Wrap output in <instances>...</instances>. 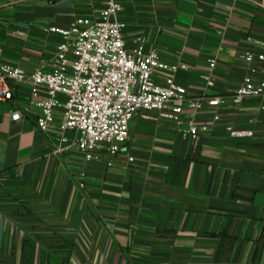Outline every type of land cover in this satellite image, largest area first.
<instances>
[{"label": "crops", "instance_id": "crops-1", "mask_svg": "<svg viewBox=\"0 0 264 264\" xmlns=\"http://www.w3.org/2000/svg\"><path fill=\"white\" fill-rule=\"evenodd\" d=\"M105 1L0 0V63L56 69L63 40L49 27ZM118 2L129 49L144 35L147 50L188 66L156 71L158 83L172 77L190 97L226 102L199 111L209 130L197 139L141 112L118 154L88 160L80 133L61 129L62 108L39 129L44 95L17 85L0 110V264H264V99L232 101L250 67L241 54L264 51V0Z\"/></svg>", "mask_w": 264, "mask_h": 264}, {"label": "built area", "instance_id": "built-area-1", "mask_svg": "<svg viewBox=\"0 0 264 264\" xmlns=\"http://www.w3.org/2000/svg\"><path fill=\"white\" fill-rule=\"evenodd\" d=\"M121 10L118 0H106L102 10L76 17L66 27L50 26L49 31L63 40L56 50V69H38L28 75L18 66L0 63V110L4 103L13 100L17 85L30 83L35 99L44 95L35 101L41 112L36 117L38 128L47 131L52 127L55 110L62 108L60 127L80 133L77 146L88 160L96 158L102 148L111 155L118 154L129 138L131 121L141 112H156L193 139L207 132L209 126L197 121L199 111L205 105L220 106L226 99L190 97L187 89L172 77L158 83L154 78L156 71L174 73L188 66L168 64L156 48L147 50L144 35L138 36L136 46L129 49L126 23L119 17ZM241 56L250 67L232 101L239 104L249 97L264 99V51L247 50ZM216 65V58H211L212 71ZM205 79L208 85H214L212 74ZM21 117L19 111L12 115L15 121ZM219 119L216 114L214 120ZM227 130L233 136L251 135L250 131L233 127Z\"/></svg>", "mask_w": 264, "mask_h": 264}]
</instances>
